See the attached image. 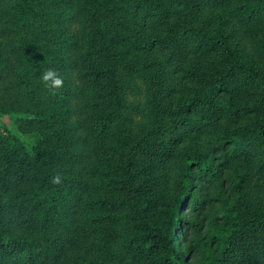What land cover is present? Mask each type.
Wrapping results in <instances>:
<instances>
[{
    "label": "trees",
    "instance_id": "1",
    "mask_svg": "<svg viewBox=\"0 0 264 264\" xmlns=\"http://www.w3.org/2000/svg\"><path fill=\"white\" fill-rule=\"evenodd\" d=\"M257 175L264 0H0V264H264Z\"/></svg>",
    "mask_w": 264,
    "mask_h": 264
},
{
    "label": "rangeland",
    "instance_id": "2",
    "mask_svg": "<svg viewBox=\"0 0 264 264\" xmlns=\"http://www.w3.org/2000/svg\"><path fill=\"white\" fill-rule=\"evenodd\" d=\"M154 27L150 25V28ZM151 28L150 30H152ZM192 56H190L189 60H191ZM190 62L184 64L182 67H186ZM183 70V68H182ZM184 73L179 71L174 75V80H179L181 82V78ZM134 100V104L137 105L138 110H140L141 114L136 117L137 120H141L143 124L144 133L150 134L152 138H154V117L149 115L148 109V86L145 84L141 85L133 95L130 96ZM6 118V117H5ZM8 123H11V119L7 120ZM156 122V121H155ZM191 144V141L187 145ZM142 175L144 176V185L148 188L147 193L150 196L157 197L160 194L165 196L174 195L177 189V175L173 169H163L162 166L159 165V161L154 156L144 157L141 162L140 167ZM250 195L253 198H263L264 199V178L260 175L254 176L253 182L249 188ZM190 204L187 203L184 207V212L188 213V209L190 208ZM154 215V213H153ZM156 217V216H154ZM127 256L128 253H125ZM188 260H192V254L188 255Z\"/></svg>",
    "mask_w": 264,
    "mask_h": 264
},
{
    "label": "clouds",
    "instance_id": "3",
    "mask_svg": "<svg viewBox=\"0 0 264 264\" xmlns=\"http://www.w3.org/2000/svg\"><path fill=\"white\" fill-rule=\"evenodd\" d=\"M42 80L45 82L46 86L51 88H59L63 84V79L60 75L57 74V71L52 68H48L42 74ZM52 180L54 183L60 182L59 176H53Z\"/></svg>",
    "mask_w": 264,
    "mask_h": 264
}]
</instances>
